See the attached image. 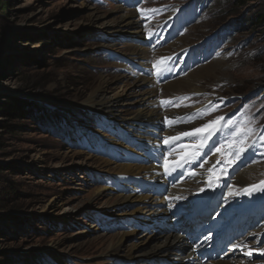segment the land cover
<instances>
[{
  "label": "rangeland",
  "instance_id": "obj_1",
  "mask_svg": "<svg viewBox=\"0 0 264 264\" xmlns=\"http://www.w3.org/2000/svg\"><path fill=\"white\" fill-rule=\"evenodd\" d=\"M9 3L7 14L0 17V25L9 36L0 50V61L5 59L0 92L29 103L36 118L29 115L25 120L12 122L0 114V167H5V171H0V179L11 187L0 201V264H114V258L122 256L109 255L107 246H114L119 238H124L125 245L135 242L129 236L131 233L107 234L96 226L101 220L96 221L95 217L100 213L108 215L121 201L111 187H106L111 182L100 175L114 177L117 168L124 164L120 155L111 157V148L102 144L100 134L105 136L106 129L109 135L115 134L111 141L119 149L123 146L117 145V136L124 130L118 123L111 130L107 128L104 116L90 110L86 101L98 86L106 83L105 93L117 95L120 101V119L127 120L129 129L137 128L134 112L141 107L131 104L140 96L132 97L134 101L129 99L134 91H141L142 83L116 73V63L107 57L108 53L129 57L138 50L133 42L142 36L140 27L131 26V31L138 30L136 34L124 32L122 38L127 42L123 43L120 35L128 28L118 19L123 16L127 21L133 13L132 24L136 11H125L116 5L100 8L92 0H9ZM259 4L234 8L233 0L147 1L148 7L170 8L157 11L163 21L158 31L165 46V53L159 55L172 57L175 65L195 58L206 63L174 80L171 92L163 96H192L191 106L177 107L173 114L215 98L227 99L204 121L209 123L226 113H240L248 122L254 118L253 139L247 135L254 146L264 151L261 138L264 109L253 106L239 109L243 101L238 97L262 90L259 96L264 99V28L245 24L246 18L258 12ZM182 14L185 16L180 21ZM236 22L241 26L237 31H225L226 26ZM215 36L222 40H216ZM219 44L223 45L220 53L213 49ZM167 46L170 47L166 49ZM208 69L213 74L206 73ZM237 90L241 93H236ZM147 91L142 88L146 109L153 112ZM2 97L0 94V100L4 101ZM225 122L223 119L220 128L221 145L228 142L224 137ZM257 122L261 124L256 128ZM248 130H251L249 123ZM177 134L181 135L182 130ZM238 149L236 145L226 149L233 155L225 156L219 165L232 160ZM112 158L122 164L114 163ZM258 164L254 169L241 165L229 176L251 178L255 182L263 178L264 162ZM4 188L2 185L0 190ZM122 205L116 209L120 211ZM66 209L70 210L65 212ZM124 211L113 215L131 212ZM143 234L149 235L141 232L135 237L138 235L140 241ZM138 248L134 250V260L126 261L147 264L148 257L140 256L145 251L139 253ZM169 248L164 246L161 251Z\"/></svg>",
  "mask_w": 264,
  "mask_h": 264
},
{
  "label": "bare ground",
  "instance_id": "obj_2",
  "mask_svg": "<svg viewBox=\"0 0 264 264\" xmlns=\"http://www.w3.org/2000/svg\"><path fill=\"white\" fill-rule=\"evenodd\" d=\"M129 15H130L129 19L127 21H126V17L122 16L123 18L122 17L118 18L119 21L124 23V25L128 28V30L127 31L124 30L122 32V34H124V32H127L129 34L130 33L136 34V32L138 31V30L131 31V26L135 25L136 21L133 20L132 21L133 23L131 24L130 17H132L133 13H130ZM94 16H93V18H94ZM95 18L99 19L98 16ZM139 27L140 26H138L136 29H139ZM122 34L120 35L121 38L125 36V34L124 35H122ZM139 36H140L139 40H141L142 36L141 35H139ZM137 48H138V50L134 53V55H141L142 53H145L144 47L139 46ZM206 73L213 74V71L208 69L206 71ZM136 82L142 83V85L140 84L141 85V87H140L141 91L140 92L134 91V93L132 95L129 94L131 96L129 100H133L132 97H135V96L139 97L140 96V98L138 100H136V101L133 100L134 102L131 104L133 106L141 107L140 109H138L134 112L136 115V118H134V119H136L138 121L137 128H139L140 127L139 125L147 124L151 120V117L157 115L156 110H153V112L152 111L150 112L146 109L147 99H145L146 98L145 95L143 96L142 88L145 87V89L148 90L147 96H150V100H151V102H149L150 103L149 105H152L154 103V97L155 96L159 97L160 94L158 93V89H149L148 88V85H149L148 80L140 78ZM106 85H107L106 83L101 84L100 86H98L99 88H97L94 91V93L90 95V98H88V100L86 101L87 107L90 108V110H93V111L95 110L104 116V118L106 119L107 128H110V130H111L113 128V125L115 123H118L119 128L124 130V133L121 132V134L124 135L125 137L133 138V132H131L128 125H126L127 120L125 121V120L120 119L121 116L118 113V112H120V110L118 108L121 104H120V101H119L117 95H113V96L107 95L108 93L106 94L105 89H104V87ZM172 88H173V81L165 84L162 87L163 94L161 97H163L165 94H169L171 92ZM150 93L153 95V97ZM128 98L129 97H127V99ZM143 106H145L144 109H142ZM71 108L74 110H79V109H76L73 107H71ZM80 110H83V109H80ZM120 121H122L123 124H120ZM170 135H174L173 137L180 136V139L182 141V145L184 147H181L178 145L179 140H172L168 143V147L171 148V153L170 154L166 153L160 159L154 161V164L152 165V167L155 169L145 171V170H142L140 168V166H138L136 164H128V165L123 164L121 167H118L117 170L115 171V174H114L115 178L114 179L119 182L120 179L124 178L123 176H121L123 174H125V175H137L138 173H139V179L141 181H145L150 177L151 178H158L160 176L161 172H162V174L166 173L161 168L160 164L163 162L165 163V159H167L168 168L184 169L186 166L188 167V171H187L186 176H188L189 179L187 180L186 183H184V181H180V183L178 185L182 188H185V187L190 188V187L194 186V181H193L194 179L193 178L196 176H199V171H198L199 165L197 163L198 157H196L194 159H192L190 157V155L193 152H191L189 145L184 144L186 136L178 135L177 131L171 132ZM117 139L119 140L117 145L122 146L121 145L122 142L120 141V139H122V138L119 134L117 136ZM132 144L134 146H137L136 143H134V142ZM126 150H127V147H126ZM185 161H187V162H185ZM178 164H182L183 166L179 167V166H177ZM245 165L246 164H244L243 166H245ZM250 169H254V165L250 166ZM111 170H112V168H111ZM192 173H195V175H192ZM223 179L226 181V184L229 187H232V186L238 187L236 185H240L239 188H243V186L245 188L252 186L251 183L254 182L253 181L254 179H251V178H243L241 176H238L235 178L232 175L231 176L228 175V176L224 177ZM203 181L205 183H208V181H209L208 176H206ZM111 191H112V189H111ZM199 197L204 198L205 201H211L212 200V201L216 202V206L218 205L219 208H221L223 211H225L224 217L225 218L228 217V219L225 220L224 228L231 226V227H234V229H236V230L240 229V235H242V237L238 238L235 242H233V244L231 245V250L225 256L224 260H217L216 259L213 261H207L204 264H250V259H252V258H254L256 261H254V263H251V264H264V248L259 247L264 242V228L257 227L254 229L253 233L249 234L247 232V230L251 224L245 226V222L247 221L248 218H249V220L252 221L253 216H257V215H260L262 213V210L264 209V191H253L251 195L247 194V201L245 203H239L235 197H232V198L222 197V196H220V195H218L212 191H203L202 193L198 194L195 198H199ZM120 198H121V201L115 204V207L112 208V212L109 213L107 216H112L114 213H120V211H118L119 209H116V207L119 204H123L120 207V209H122L123 207L126 206V204H124V203H128L127 204L128 206L133 205L134 208L132 209V211L130 213L119 215V217L125 218L123 223H125L126 232H124L123 234L131 233L129 236L132 237V240L136 244L131 243L132 245H125L124 238H122V239L119 238L117 240L118 242L116 244H114V246H110V247L107 246V249H109L111 251V253L109 255H111V256L112 255L122 256L118 259L120 261L127 262L126 259L134 260V258L136 257V256H134V250L137 249V247H139L137 252L140 253V252L145 251L142 254H140V256H143L142 258L148 257L147 258L148 259L147 264H154L156 261L152 260V259H155L158 256H160L157 258L158 260H164V261H168L171 263H173L177 260H180L179 264H185L184 259L182 258L181 254L186 253L187 249L189 247L186 239L182 235L177 234V233H158L156 235H153V234L150 235L149 234L146 236H144V234H143V239H140V241H139L138 240L139 236L137 235V237H135V235L138 233L134 232L135 230L136 231L139 230V228L135 227L133 225L132 218H133V216H140V215L150 216L152 214V212L146 207H141V205L146 202L145 201L146 199L143 197L121 196L120 195ZM155 199H157V197H155ZM132 200H133V202H131ZM195 203H197L198 207L204 206L203 202L199 203V202L195 201ZM153 204H157L158 206L161 205V203L156 202V201H153L150 205H153ZM241 205L244 208L242 211L239 209V206H241ZM68 210H70V209H66L65 212ZM177 211H179L178 207H177ZM197 213H199V210H197ZM205 213L208 214V216L200 215V217L203 218L205 222L208 221L206 224H209L212 220V218L210 219L211 213L209 211H205ZM235 214L237 215V218L233 217ZM187 223L188 222L184 218V215H183V218L180 221L172 224V227H178V229H180L189 238L190 237L189 233L184 231ZM155 227L158 228L160 230V232L166 231V227L164 229H161L159 224H155ZM151 233H153V232H151ZM112 243H115V241H112ZM234 245H247V247L241 249L240 247H234ZM149 246H150V248H149ZM164 246L170 247V248L167 250L161 251L162 247H164ZM49 253H51V252H49ZM150 253H152V254H150ZM248 253H250V255ZM107 257H108V254H107ZM109 259H111V257ZM114 259H116V258H114ZM64 262H65V260H64ZM162 263H164V262H162ZM102 264H109V263L104 262Z\"/></svg>",
  "mask_w": 264,
  "mask_h": 264
},
{
  "label": "trees",
  "instance_id": "obj_3",
  "mask_svg": "<svg viewBox=\"0 0 264 264\" xmlns=\"http://www.w3.org/2000/svg\"><path fill=\"white\" fill-rule=\"evenodd\" d=\"M258 2H260L259 4L260 8H258L259 9L258 12H256L254 15L249 17V19L246 18L245 24L247 25L250 24L251 27L254 26V28L255 27L264 28V0H233V7L234 8H246L249 4H257ZM9 6H10L9 0H0V17L5 16L7 14L9 10ZM239 23L240 22H236L235 24H233V28L238 29V27H241ZM247 25H244V26H247ZM7 37L9 36L6 34L2 26L0 25V50L2 49L3 45L8 40ZM4 61L5 59L3 61L2 60L0 61V82L5 76V70L2 67V64L4 63ZM236 93H241V92L237 90ZM0 94L3 95L2 98L4 99V101L0 100V114L5 119L12 121V122L13 121L20 122L22 120L27 119L29 115L32 119L36 118V117H33L34 112H33L32 106H30L29 103L25 102L23 99L19 97H13L11 95L5 94L4 92H0ZM0 171L1 172L5 171V167L1 166ZM8 184H9L8 182L0 179V188L2 185L6 186V188L0 190V201L4 200L3 198H1L2 194L6 192L9 193L11 190V187H7ZM8 217L12 218L13 216H8Z\"/></svg>",
  "mask_w": 264,
  "mask_h": 264
},
{
  "label": "snow or ice",
  "instance_id": "obj_4",
  "mask_svg": "<svg viewBox=\"0 0 264 264\" xmlns=\"http://www.w3.org/2000/svg\"><path fill=\"white\" fill-rule=\"evenodd\" d=\"M141 11H144V10H141ZM150 11H155L154 9L153 10H150ZM167 60V58H163L162 60L160 61H157L156 62V65L154 66H158L162 63H165ZM157 70L159 72V67H157ZM223 120V117H218L217 119L215 120H212L210 121L209 123L205 124L202 126V128H196L190 132H183L181 135L182 136H194L196 135L197 133H201L205 130H209L208 131V135L211 136L212 132L215 131V128L217 125L220 124V122ZM169 124L172 123V121H168ZM239 131H243V129L239 130ZM262 139H264V137H261ZM180 139V136H176V137H165L164 139V142L165 143H169L170 141L172 140H179ZM241 143H243V141H241ZM236 144V141H229V142H226L225 144L223 145H220L219 147L216 148V152H219L222 156H232L233 153L230 152V151H225L226 149H232ZM181 147H184L183 145H181ZM193 148H197V147H203V144H200V145H192ZM244 149L243 148H239L235 153L234 155L238 158L239 155L241 154V152L243 151ZM200 155L199 151H195L191 154V158L194 159L196 157H198ZM187 162V161H185ZM233 161L229 160V163H232ZM205 163H207V161H205ZM217 164L220 163V161H217L216 162ZM177 166L179 167H182L183 165L182 164H178ZM201 167H203V164H201ZM173 171L175 169H172ZM165 171H169L168 169V166H167V159H165ZM214 171H215V165H213L211 168L208 169V172L210 175L214 174ZM192 175H195V173H192ZM218 179V177H217ZM209 187H211V185H209ZM243 192L247 193L248 195H251L253 191H264V181H260L259 185H252V186H249V187H246L244 189H242ZM229 196H236V195H239V192L237 191H233L232 189L229 190V193H228ZM234 247H240L241 249L243 248H246L247 245H234ZM250 255V253H248Z\"/></svg>",
  "mask_w": 264,
  "mask_h": 264
}]
</instances>
